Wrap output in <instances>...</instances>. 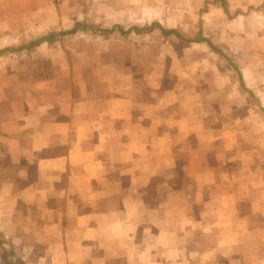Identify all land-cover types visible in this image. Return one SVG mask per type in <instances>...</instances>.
Segmentation results:
<instances>
[{
    "label": "crops",
    "instance_id": "0c3cea01",
    "mask_svg": "<svg viewBox=\"0 0 264 264\" xmlns=\"http://www.w3.org/2000/svg\"><path fill=\"white\" fill-rule=\"evenodd\" d=\"M223 1L264 15V0ZM34 81L0 87V239L16 264H229L245 220L230 219L244 194L225 160L241 139L264 143L261 120L232 115L228 96L217 116L206 94L166 111L170 99L135 101L129 83L91 94ZM249 125L256 135L234 131Z\"/></svg>",
    "mask_w": 264,
    "mask_h": 264
},
{
    "label": "rangeland",
    "instance_id": "374dc122",
    "mask_svg": "<svg viewBox=\"0 0 264 264\" xmlns=\"http://www.w3.org/2000/svg\"><path fill=\"white\" fill-rule=\"evenodd\" d=\"M226 4L223 0H0V49L70 30L76 23L86 25L50 43L0 53V87L25 93L36 78L55 90L68 86L71 91L80 80L87 93L101 94L129 83L135 101L143 98L152 104L162 95L166 103L170 99L166 111L179 110L183 98L187 103L206 94L212 97L217 116H222L220 106L228 96L229 104L239 105L232 115L264 125V22H260L264 15L246 19L235 13L254 11H224ZM150 24L177 35L146 29ZM112 26L116 28L105 31ZM117 27L133 30L120 34ZM237 68L246 88L238 82ZM234 131L256 135L250 125ZM232 147L224 165L229 177L224 180L230 189L238 187L244 200L236 209L230 207L229 216L244 215L245 222L238 247H230L228 263L264 264V143L257 146L248 138ZM248 164L258 168L249 171ZM254 201L260 203L259 209ZM0 242L8 259L18 263V258L10 257L8 241Z\"/></svg>",
    "mask_w": 264,
    "mask_h": 264
},
{
    "label": "trees",
    "instance_id": "16d2710c",
    "mask_svg": "<svg viewBox=\"0 0 264 264\" xmlns=\"http://www.w3.org/2000/svg\"><path fill=\"white\" fill-rule=\"evenodd\" d=\"M76 26H80V27H84L86 25H84L83 23H76L74 25V28H76ZM158 28L163 34H166V33H175V31L173 30H165L163 28H161L159 25L157 24H150L146 27V29H151V28ZM74 28L70 29V30H67V31H58V32H50L46 35H43L35 40H32L24 45H20L16 48H9V50H16V49H21V48H28V47H31V46H35V45H38L42 42H47V43H50L52 41H54V39L56 38V36L58 35H62V34H65V32L69 33V32H72L74 30ZM87 28L91 29V30H94L93 27L91 26H88ZM114 28H116V26H112L110 27L109 29H103L105 31H112ZM135 29V28H134ZM117 30L120 34H125V33H128L129 31L133 30V27H130V28H127V29H122V28H119L117 27ZM137 30V29H135ZM177 35V34H176ZM0 248H1V252H0V260L2 262V264H15L14 261H12L11 259H8V256H9V253H7L6 249L4 247H1L0 245Z\"/></svg>",
    "mask_w": 264,
    "mask_h": 264
}]
</instances>
